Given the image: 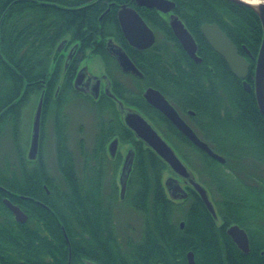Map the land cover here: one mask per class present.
<instances>
[{
  "label": "trees",
  "instance_id": "obj_1",
  "mask_svg": "<svg viewBox=\"0 0 264 264\" xmlns=\"http://www.w3.org/2000/svg\"><path fill=\"white\" fill-rule=\"evenodd\" d=\"M50 1L54 4L22 10V41L13 39L18 31L15 13L0 30V110L22 91L21 101L0 119V185L49 207L47 211L13 198V203H23L21 207L28 215L21 224L0 203V248L5 251L6 264H67L69 250L63 229L69 241L70 264H187L188 252L193 253L195 264H264V119L253 91L255 60L262 41L257 15L227 0H171L175 14L197 44L201 62L194 63L181 49L165 16L138 9L157 39L144 51L126 49L143 75L130 77L134 82L130 90L119 86L113 75L116 67L110 69L107 54L98 52L113 78L114 93L153 123L206 188L219 219L216 223L192 189L183 201L167 197L162 183L167 167L139 141L133 142L136 152L123 200L112 178H105L107 172L103 170L114 162L108 160L104 149L94 154L93 164L87 162L86 172L60 149L56 156L60 181L49 187L51 195L44 200L46 196L40 192L32 170L26 168L29 161L19 145L21 109L42 90L50 99L57 77L51 73L48 54L59 39L67 34L118 36L109 16L98 22L104 3L80 9L74 7L81 0ZM205 23L218 25L249 63L246 81L251 92L243 89L242 81L205 41L200 31ZM21 49L24 55L18 57ZM147 87L159 90L225 162L219 163L196 148L146 103L142 93ZM108 109L103 117L107 126L100 130L102 144L114 135L130 139L110 104ZM5 129L12 132V146L4 150ZM18 166L22 168L20 178ZM105 182L109 184L105 186ZM121 205L140 219L137 227L125 226L129 231L126 235L115 221ZM234 224L247 233V254L241 253L226 234L227 227Z\"/></svg>",
  "mask_w": 264,
  "mask_h": 264
},
{
  "label": "flooded vegetation",
  "instance_id": "obj_2",
  "mask_svg": "<svg viewBox=\"0 0 264 264\" xmlns=\"http://www.w3.org/2000/svg\"><path fill=\"white\" fill-rule=\"evenodd\" d=\"M169 1H171V0H169ZM171 2H173V1H171ZM97 3H99V4L104 3V7H103L104 10L100 13V15L98 17L99 24H100V21L105 16H109L107 19H109L115 25L116 29H118L117 30L118 36L117 37H106V38H102L100 35H95V36L91 35V36L86 37V36H81V35L72 36L71 34H67V35L63 36L61 39H59L57 41L54 48H52L51 52L48 54V56L50 58V64H51V71H52L51 73H53L52 75H56V77H57V80L54 84V88H53L52 94L50 96V99L46 98V96L44 94V90H42L40 93H38L36 95H33L34 97L37 98V101H38L40 95L43 93V107H42L41 122H40V138H39L38 151H37L35 158L30 160V161L27 160V161H29V164H27L25 166H26V168L32 170L33 177L36 178L38 181L40 192L46 196V198L44 200H47V201H48L47 197L49 198V196L51 195V191L49 190V187H51L52 184L58 183L60 181V178L57 175L58 171L56 169V166L51 167V165H49L48 160L44 156L45 153L43 152V148H44L43 146H44V143L46 140L45 139V136H46L45 122H46V119L49 117L48 114L50 113L51 109H52L53 115L51 118L49 117V120L51 122L49 124V126H50L49 130L51 131V135H49V136H51L52 141H53V148H54L55 156H57V153H59L60 149L68 152L71 155L73 163L76 165L77 168H78V162H80L81 158H82V168L81 169L78 168V169L81 170L82 172H86L87 168H85V167L88 166L87 162H89V165H90V162H91V164H93V158L95 156L94 154L97 151L104 149L108 160L112 161L114 163H113V165H111L109 167L107 166L103 170V172H107L105 178L106 179L112 178V185H114V186L116 185L118 187V195H120L119 194L120 176H121V172H122V168H123L125 158H126L127 154H130V156H131V152L134 154V157H135L136 150H135L133 142L138 141V140L135 139L134 134L129 129H127L125 127V125L123 124L121 117H120V112L118 110V102H121L122 106L125 108H129V109H135V108L133 106L126 104L122 99H120L114 93L113 78H111L109 76L108 69L106 72L105 62L103 61L101 55H99L98 52L104 51L107 54L108 59H109V64L111 63L110 69L113 70V68L116 67V69H117V70L115 69L117 71L116 73H119V75H121L123 77H128L130 80H131L130 77H135L131 74H126L120 70L118 63L116 62L115 58L108 52L107 48L109 45H115V46L120 47L125 53H126L127 48H129V49L131 48V49H134L136 51H144V50H137L136 48L130 46L129 43L127 42V40L124 38L120 24H119V21H118V13L123 7L131 8V9L135 10V12L145 22V20L143 19V17L140 15V13L137 10L138 9L155 10V9H149V8L144 7V6H137V4L135 3L134 0H81V4L75 6L74 8H80V9L91 8V7L95 6ZM52 4H54V3L51 2L50 0H0V30H1L2 24L7 23L6 19L11 17L13 15V13H15V16L17 18L16 21H17V25H18V31L16 32V35L13 36L14 37L13 39H17L19 41H22L23 40L22 39L23 38L22 37V30H21V20L23 17L22 10L24 8H30L31 6H35L37 8L40 5L46 6V5H52ZM174 10H175V7L171 12L166 13V14L160 13L157 10H155V11L158 12L160 15H163L166 17L167 23L169 26L170 15L171 14L176 15ZM178 19H179V17H178ZM146 25H147V23H146ZM169 28H170V26H169ZM170 30H171V28H170ZM171 32H172V30H171ZM153 33H154V31H153ZM172 34H173V32H172ZM154 35H155V41H156V39H157L156 33H154ZM173 36H174V34H173ZM175 39H176V37H175ZM181 49H182V47H181ZM23 51H24L23 49L19 50L17 53V56L22 57L24 55ZM196 54H197V52H196ZM126 55H127V53H126ZM0 58H2L1 51H0ZM91 59H94V60L97 59L102 63V66L104 68V72L102 74L96 75V74L89 71L87 64H88V61ZM80 75H83V76L79 78ZM18 76L20 78V74H18ZM142 77H143V75H142ZM137 78H140V77H137ZM77 79H79V81H77ZM115 79L120 84L119 86H121L122 88H126V89L130 90V88L134 86L132 84V82L131 83L130 82L125 83L124 81L118 80L117 77ZM64 86L68 89L64 88ZM147 88H149V87H147ZM144 91H145V89L143 90V92ZM109 93L114 98H111L109 96ZM21 97H22V91L20 92V94L18 95V97L14 101H12L9 104H4L3 108L0 110V119L4 113H6L7 111L12 109V106H16L21 101ZM72 97L80 99V100H86L87 102L91 103L93 110L95 109L94 111L96 112L97 116L99 115V116L105 117L106 115H108V110H109L108 104H110L112 106L114 113L116 114L120 128L123 130H126L130 133V139L122 140L118 135H114V136L110 137L107 142L102 144L101 139H100V137H101L100 136V130H103V128L105 126H107V122L103 121L104 118L102 119V121L99 119L98 131L95 132L93 134V136H91L90 139H87L86 136H84L82 134L80 137L71 136V134H72L71 133L72 123L69 120V118L67 117V115L65 113L63 114V108L66 105V101ZM142 98H143V93H142ZM165 99L167 100L166 97H165ZM169 104L172 106V104L170 102H169ZM60 110H61L62 114L60 113ZM175 111H176V109H175ZM177 114L179 115L178 112H177ZM189 114L193 115L192 112H189ZM144 117H146V116L144 115ZM179 117L182 120H184V122L189 126V124L186 122V119H184L180 115H179ZM81 127H82V125H81ZM158 132L160 133L159 130H158ZM160 135L172 147V145L164 138V136L161 133H160ZM74 138L76 140L75 141L76 146L73 147L71 141ZM113 140H117V148H116V152H115L114 156L111 157L109 154V151H108V147H109V144ZM140 143L142 144L143 147H145L142 142H140ZM120 146L121 147L125 146V150H124L123 154H121L119 152ZM134 157H133V162H134ZM88 158H90V159L88 160ZM56 161H57V158H56ZM132 169H133V163H132V166H131V169H130V172L128 175V179L126 182L127 183L126 188L128 185V181H129ZM21 170H22V168L20 166H18L17 176L19 178L21 176ZM98 172L102 173V170L98 168ZM0 193H2V195H0V203H2V205L5 206L4 200H8L10 203L17 206L26 215L27 219H28V215L24 211V209L21 207L23 205V203H22V205H21V203H13L12 202L13 198H15L17 200H22V201H30L34 205L41 206L43 209H45L47 211L49 210V207H47L43 203V201H41L37 198L23 196V195L18 194V193L16 194L10 190L5 189L1 185H0ZM12 217H13V215H12ZM13 219H14V217H13ZM27 219H26V221H27ZM16 222H18V221H16ZM25 222H23V223L18 222V223L24 224ZM4 256H5V251L0 248V264H6V261L4 260Z\"/></svg>",
  "mask_w": 264,
  "mask_h": 264
},
{
  "label": "water",
  "instance_id": "obj_3",
  "mask_svg": "<svg viewBox=\"0 0 264 264\" xmlns=\"http://www.w3.org/2000/svg\"><path fill=\"white\" fill-rule=\"evenodd\" d=\"M137 6H144L149 9H155L160 13L166 14L171 12L175 4L169 0H134ZM230 3L247 7L251 9L259 18L262 28V41L259 52L257 54L253 74V91L257 108L262 118L264 119V0H227ZM254 1V3H252ZM118 21L124 38L130 46L137 50H146L155 43V35L153 31L146 25L142 18L131 8L123 7L118 13ZM169 26L178 40L180 46L194 63H200L201 58L197 56V44L191 34L184 27L183 23L174 14L169 17ZM200 31L210 47L220 55L227 64L231 73L242 81L243 89L246 92H251V84L246 81L249 63L244 57L239 55L236 46L227 37V35L216 24L205 23L201 25ZM108 52L115 58L120 70L126 74H131L135 77H142L140 71L135 67L126 53L118 46L109 45ZM83 75H80L82 77ZM100 79V78H99ZM79 81V79H77ZM76 81V82H77ZM109 96L114 98L110 93ZM144 100L159 111L173 126L187 138L196 148L204 152L211 159L224 163L222 156L215 153L207 143L202 141L194 131L182 120L175 109L169 104L165 97L154 88H147L143 92ZM43 107V93L40 95L35 111L33 113L31 134L29 147L26 153V160L35 158L40 138V122ZM118 110L120 117L127 129H129L136 140L150 149L167 167L166 171L171 173L165 180L162 178V183L167 197L174 201H183L188 197V189H192L201 200L202 204L210 215L219 223L215 208L210 200L206 188L198 181L193 171L186 163L178 156L176 151L161 137L158 130L144 115L136 109H129L122 106L118 102ZM117 148V140H113L108 147L111 157L114 156ZM134 154H127L121 176H120V200L124 199L126 182L133 163ZM5 206L13 215L15 221L25 222L26 215L15 205L8 200H4ZM183 227V223L180 224ZM226 233L232 240L236 248L243 254L249 252V241L247 233L238 225H232L227 228ZM63 235L67 244L69 255L68 262L70 264L71 254L68 237L63 229ZM187 264H195L194 255L192 252L186 254ZM85 264H95L91 261H85Z\"/></svg>",
  "mask_w": 264,
  "mask_h": 264
},
{
  "label": "rangeland",
  "instance_id": "obj_4",
  "mask_svg": "<svg viewBox=\"0 0 264 264\" xmlns=\"http://www.w3.org/2000/svg\"><path fill=\"white\" fill-rule=\"evenodd\" d=\"M88 69L90 72L100 75L104 72V68L102 66V63L97 60V59H91L88 61ZM117 71L113 73L114 78L117 77L118 80L124 81L125 83L132 82L128 77H123L119 75V73H116ZM37 104V98L32 96L28 103L22 108L21 111V120L18 126V139H19V145L22 146V149L24 148L25 154L24 156L26 157L27 149L29 147V141H30V134H31V125H32V118H33V113L35 111V107ZM62 109V108H61ZM95 110V109H94ZM93 110L92 104L87 102L86 100H80L77 98H69L66 101V105L63 108V114L65 113L69 120L72 123L71 127V136L74 137H80L81 134L86 136L87 139H90L91 136L95 132L98 131V121H99V115L97 116L96 112ZM60 113L62 114L61 110ZM52 109L48 116L51 118L52 117ZM49 117L46 119L45 122V131H46V136H45V143H44V148L43 152L45 153L44 156L49 162V165L51 167L56 166V156L53 148V141L51 136V131L49 124L51 123L49 120ZM103 119V116H100ZM82 125V127H81ZM82 128V129H81ZM12 132H8V129H5L4 132L2 133L3 140H2V147L3 149H8L9 144L12 146L11 141L9 142V137H11ZM75 138L71 141L72 146H76ZM125 146L119 148V152L121 154L124 153ZM192 157L191 159H195V155L191 154ZM80 156V155H79ZM81 157V156H80ZM79 157V158H80ZM78 168H82V158L81 161L78 162ZM168 176H171V173L169 171H165L163 174V180H165ZM109 184L108 182H105V186ZM119 221L120 225H122V233L127 234L129 231L125 228L126 225L131 224L134 226H138L139 224V217L135 215L131 210H128L125 205H121L118 207L116 210L115 214V221ZM135 235V234H133ZM137 235V234H136Z\"/></svg>",
  "mask_w": 264,
  "mask_h": 264
},
{
  "label": "bare ground",
  "instance_id": "obj_5",
  "mask_svg": "<svg viewBox=\"0 0 264 264\" xmlns=\"http://www.w3.org/2000/svg\"><path fill=\"white\" fill-rule=\"evenodd\" d=\"M247 1H249V0H247ZM252 3H254V1H252ZM234 225H235V224H234ZM230 226H232V225H230ZM230 226H228V227H230ZM228 227H227V228H228ZM226 230H227V229H226ZM243 230H244V229H243ZM244 231H245V230H244ZM226 234H227V233H226ZM248 241H249V240H248Z\"/></svg>",
  "mask_w": 264,
  "mask_h": 264
}]
</instances>
